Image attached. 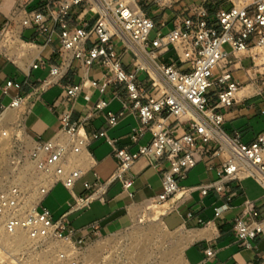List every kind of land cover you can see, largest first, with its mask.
Wrapping results in <instances>:
<instances>
[{
    "label": "built area",
    "instance_id": "1",
    "mask_svg": "<svg viewBox=\"0 0 264 264\" xmlns=\"http://www.w3.org/2000/svg\"><path fill=\"white\" fill-rule=\"evenodd\" d=\"M138 1L44 0L47 11L26 14L20 20L13 17L1 33L0 53L17 61L28 58L31 66L37 67L44 62L37 55L39 51L32 57L14 50L23 49V42L32 43L24 37V27L34 30L33 39L43 34L48 42L52 32L49 21L54 20L60 29V60L51 64L48 80L43 81H56L68 54H72L87 67L96 62L106 67L103 79L88 78L93 88L103 93L109 85L122 84L127 96L122 108L113 111L107 108L111 96H99L90 104L86 93L85 116L74 119V104L82 84H64L59 96L63 105L58 113L60 128L44 141L34 140L29 151L35 179L25 186L14 182L0 189V263L46 264L34 253L49 238L70 243V247L55 246L51 264H95L85 253L89 245L86 239L83 235L74 237L66 216L88 206L95 196L92 183L83 177L91 163L88 144L100 136L112 144L113 154L120 161L112 178L120 179L126 190L133 183L130 168L138 158L146 156L154 166L168 162L162 169L163 189L151 204L184 195L186 189L178 179L185 177L205 154L216 159L218 167L217 177L201 186L203 194L214 188L229 200L233 196L231 182L245 179L253 181L264 194V131L246 141L224 127L222 111L253 100L264 113V0H229L214 14L208 0H194L168 31H156L153 36L154 21ZM85 15L94 16L92 24ZM87 40L92 41L90 45L85 44ZM118 43L122 49L116 48ZM127 52L130 58L124 64L122 57ZM241 71L248 73L237 74ZM83 77L87 78L86 72ZM21 87V82L8 79L4 92ZM23 103L24 96L16 91L7 104L0 105V133L5 123L2 112L7 107L19 109ZM127 110L139 118L130 132L132 140H139L147 131L151 134L150 140L135 150L117 146L105 129L88 130L85 126V120L98 113L104 114L109 125H115ZM183 116L189 118V128L177 135L178 120ZM78 180L88 189L84 195L73 193ZM59 182L72 192L73 199L54 218L42 202ZM241 206L242 213L233 225L236 241L243 247H257L252 239L264 235V209L252 199L244 200ZM226 207L227 203L215 207V215L220 216ZM18 231L36 241L20 246L31 245L27 248L32 251L11 252L15 246L6 238ZM206 253L211 255L212 248Z\"/></svg>",
    "mask_w": 264,
    "mask_h": 264
},
{
    "label": "crops",
    "instance_id": "2",
    "mask_svg": "<svg viewBox=\"0 0 264 264\" xmlns=\"http://www.w3.org/2000/svg\"><path fill=\"white\" fill-rule=\"evenodd\" d=\"M193 2L194 0H139L138 4L153 19L155 34L156 31H168L177 16L186 14L188 7ZM228 4L229 0H208L209 10L212 14L219 6ZM36 11H47L44 0H0V35L11 24L13 17L20 20L24 15H32ZM85 17L90 18V24L93 23L94 16L85 15ZM49 24L52 32L48 42L45 41L43 34H39L33 39L34 30L30 27L23 28L24 37L37 46L39 51L37 55L44 61L39 66H31L28 58L17 61L0 53V105L4 104L5 98L10 101L16 91L24 96V104L28 107L24 126L35 141H44L52 137L60 128L58 113L63 105L59 101V96L66 83L82 84L74 104L72 114L74 119H83L85 116L87 107L84 94L86 93L89 96L90 104L99 96H111L107 108L113 111H119L122 108V101L127 96L126 89L122 84L109 85L103 93L93 88L88 78L103 79L106 67L100 62L87 67L81 59L72 54H68L63 70L56 81L50 83L43 81L48 80L51 64L58 63L60 60L59 25L54 20H50ZM91 42V40H87L85 44L90 45ZM116 48L122 49V44L118 43ZM14 51L18 55L24 53L18 49ZM129 58L128 52L123 55L124 64H128ZM84 72H86L87 78L83 77ZM8 79L21 82V89L11 88L8 93H5L4 86ZM114 93L118 95L113 96ZM260 108L261 105L253 100L236 106L224 107L222 108L225 116L224 125L231 124L229 132H237L242 135L244 140L246 138L250 140L258 132L264 131V129L258 131L253 129L256 118L264 114ZM184 117L185 120H183ZM174 121L176 120H171V122ZM189 121L187 116L178 120L180 126L176 129L177 135L188 130ZM138 124V116L130 110H127L115 125H109L103 113L92 115L85 120L88 130L105 129L107 134L115 139L117 146L129 150H135L140 143L147 142L151 138L150 132L147 131L139 140H132L130 132ZM87 148L91 155V163L88 164V172L83 179L92 183L91 190L95 196L88 206L70 212L66 216V220L68 228L74 229V237L83 235L89 244L94 242L102 232L134 223L145 215L148 204L163 189L162 169L168 165V162L163 161L161 165L154 166L148 157L138 158L130 168L133 183L129 190H126L120 179L112 178V174L120 162L118 157L113 154L112 144L104 136H100L91 139ZM217 167L216 159L207 154L203 155L188 170L185 177L178 179L179 185L186 189L185 194L182 196L176 194L168 200L158 203L159 205L168 203V206L160 214L163 228L176 232V239L169 251L180 240L195 235L183 249L188 264H262L264 261V235L260 234L252 239L257 247H243L236 241L233 225L235 217L242 213L241 204L244 200L252 199L257 206L264 209V194L249 179L242 182H231L233 196L229 200L214 188L208 189L203 194L201 186L217 177ZM87 191L82 180H78L74 184V194L84 195ZM72 199V192L59 182L54 185L42 204L50 209L54 218H57L61 215L63 208L69 207L68 202ZM46 200H49L51 206L45 204ZM223 203H227L228 207L222 211L220 216H216L215 207ZM206 228L209 229L208 234L197 235L199 230ZM209 247L213 251L211 255L206 253V249ZM169 251H167V256Z\"/></svg>",
    "mask_w": 264,
    "mask_h": 264
},
{
    "label": "rangeland",
    "instance_id": "3",
    "mask_svg": "<svg viewBox=\"0 0 264 264\" xmlns=\"http://www.w3.org/2000/svg\"><path fill=\"white\" fill-rule=\"evenodd\" d=\"M153 34L154 30L151 35ZM247 73V71L237 72V74L241 75ZM3 102L4 104H7L9 99L5 98ZM27 111L28 107L24 103L19 109H17V115L22 120V125L17 127L16 124H13L15 126H13L11 130V138L9 139L8 144L0 147V189L15 182L13 181L14 171L19 169V166L25 165L29 159V151L33 144L29 145L26 137V135H30L27 128L24 126V118ZM185 119L186 118L184 117L183 120ZM224 126L228 130L230 129L231 124L227 123ZM253 129H255V131L264 129V114L256 118L253 124ZM247 139L248 138H246V140ZM45 204L51 206L49 200H46ZM149 205L151 206L150 209H155L159 204L149 203ZM145 218L146 215L141 218L142 221H139L140 219H138L134 223L114 230L104 231L99 234L94 242L103 240L104 246L99 249L100 254L97 259L98 264H142V256L138 254V252L140 251L139 248L144 245L145 241L143 243L142 239H140V241L134 240L131 236L133 228L136 227L138 223L146 221ZM135 232L136 230H134L133 233L135 234ZM143 235L141 234L140 237ZM175 239L176 232H167L163 227H160L159 231L154 234L152 239H145L147 242L146 245H149L151 251L149 259L145 261L146 264H163L162 259L167 257V251L170 250V246L174 244ZM29 246L31 245L17 248L11 247V252L21 251L26 254L27 250L32 251L30 248H27ZM42 246L43 245L41 244L37 249H40ZM34 257L40 258L37 252L36 254L34 253ZM145 262L143 263L145 264ZM46 264L51 263L49 262Z\"/></svg>",
    "mask_w": 264,
    "mask_h": 264
},
{
    "label": "bare ground",
    "instance_id": "4",
    "mask_svg": "<svg viewBox=\"0 0 264 264\" xmlns=\"http://www.w3.org/2000/svg\"><path fill=\"white\" fill-rule=\"evenodd\" d=\"M24 46L23 52L25 54H29L30 56H34L38 52V48L32 44L23 42ZM3 121L5 122L3 125L4 130L0 133V147L5 146L8 144L9 139L11 138V130L13 128V124H16V126L22 125V120L17 115V108L16 107H7L3 112ZM22 127V126H21ZM19 129V128H18ZM16 130V129H15ZM19 131V130H18ZM28 144H34V139L30 135H26ZM32 161L28 159L27 163L25 165L19 166V169L14 171L13 173V181L19 182L22 185H28L35 179L36 177V171L34 170ZM168 206V203H165L163 205H158L155 209H150V205L148 204L147 211L145 213L146 218L144 222H140L137 224L136 227L133 228L136 230L135 234L132 232L131 238L134 240L142 239L144 245H142L139 248L138 254L142 256L141 263L147 261L150 257L151 251L149 249V245H146L147 242L145 239L147 238H153L154 234H156L160 227H163V223L161 222L160 214L164 211V209ZM143 215V214H141ZM143 217V216H142ZM139 221H142L140 219ZM167 231V230H166ZM167 232H173V231H167ZM209 233V229H203L199 230L197 235H206ZM143 235L140 237V235ZM195 235H190L187 239L184 238L180 240V242L171 250L169 251V255L165 257V259H162L163 264H188L187 260L183 254V249L187 245L188 241L193 239ZM37 240V239H36ZM6 242L8 244H12L15 247H20L24 244H30L32 242H36L35 240L28 237V235L23 231H18L15 235L8 236L6 238ZM43 246L40 247V249H37V253L40 256V259L44 262H50L54 258L55 254V246H63V247H70V243H68L64 239H60L59 242H53L49 238H45L42 243ZM104 246L103 240H98L96 242H91L89 245L85 248L86 249V255L88 258L93 259L95 264H98V257H99V249ZM139 255V256H140ZM138 264V263H137ZM140 264V263H139ZM146 264V262H145Z\"/></svg>",
    "mask_w": 264,
    "mask_h": 264
}]
</instances>
